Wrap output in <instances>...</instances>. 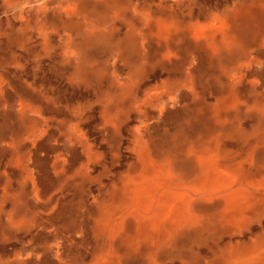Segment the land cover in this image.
<instances>
[{"label": "rangeland", "instance_id": "rangeland-1", "mask_svg": "<svg viewBox=\"0 0 264 264\" xmlns=\"http://www.w3.org/2000/svg\"><path fill=\"white\" fill-rule=\"evenodd\" d=\"M258 238L264 0H0V264H224Z\"/></svg>", "mask_w": 264, "mask_h": 264}, {"label": "bare ground", "instance_id": "bare-ground-1", "mask_svg": "<svg viewBox=\"0 0 264 264\" xmlns=\"http://www.w3.org/2000/svg\"><path fill=\"white\" fill-rule=\"evenodd\" d=\"M201 30L198 32H201ZM23 108L24 107H20L18 110L19 111L18 113L23 114L21 112L22 110H24ZM32 111L34 112L35 110H32ZM35 131L36 133H38V130L36 128L34 129V131L30 130L28 132L29 136L32 135L31 137L34 138ZM18 221L16 223H18ZM33 254L35 255L33 249L32 250H22L14 255L15 259L13 260L19 259L21 255L30 256ZM213 259H215V257L210 259L211 263H213ZM223 262L224 264H264V240H261L258 238L254 242L247 243L241 246H235L232 252L229 251L226 253V256L224 257Z\"/></svg>", "mask_w": 264, "mask_h": 264}]
</instances>
